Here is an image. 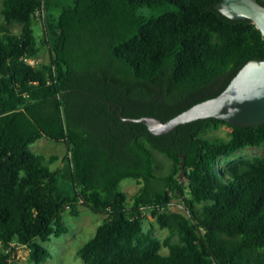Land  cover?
<instances>
[{
    "label": "trees",
    "instance_id": "trees-1",
    "mask_svg": "<svg viewBox=\"0 0 264 264\" xmlns=\"http://www.w3.org/2000/svg\"><path fill=\"white\" fill-rule=\"evenodd\" d=\"M52 1L0 0V264H15L12 242L36 264L50 258L43 242L68 231L62 214L79 203L104 214L76 250L83 264H264V155L239 153L264 148V123L205 117L154 134L118 114L169 119L216 96L264 59L261 32L219 0ZM41 8L51 55L36 65ZM220 125L228 137L204 135ZM41 136L66 144L67 168L29 149ZM126 178L140 183L131 195ZM176 194L184 211L169 208ZM144 210L163 239L144 229Z\"/></svg>",
    "mask_w": 264,
    "mask_h": 264
},
{
    "label": "rangeland",
    "instance_id": "rangeland-1",
    "mask_svg": "<svg viewBox=\"0 0 264 264\" xmlns=\"http://www.w3.org/2000/svg\"><path fill=\"white\" fill-rule=\"evenodd\" d=\"M53 6L58 7L61 4H70L72 0H53ZM151 9H142V12L149 13ZM35 36L37 39V44L39 46L38 54L34 59H32L33 64H39L41 62H48L50 59V49L47 44L43 43V29L41 19L35 18L33 25ZM14 31L18 30V26L13 27ZM229 127L225 125H220L218 128L208 129L204 135L209 137H228ZM29 149L34 153H41L45 156L55 155L56 159L48 164L50 169H55L56 167L64 166L67 168L66 157L68 156V150L66 144L63 142H56L49 140L48 138L41 136L33 141L29 145ZM242 155H264V148L259 146H250L239 151ZM158 169L161 173L167 171L169 166V159L163 154L155 153ZM182 177V176H181ZM60 185L62 188L66 187L65 179H60ZM140 183L131 178L123 179L120 182V188L125 191L128 195L134 193ZM183 195L176 194L172 197L169 208L171 210L184 211ZM144 219L143 226L144 229H152L154 236L159 239H163L167 233L165 228H160L155 222L154 217L148 210L143 211ZM63 222L68 226V231L59 237H52L49 241L43 242V245L49 249L51 257L46 261L39 264H83L82 259L76 254L78 247L88 240L93 234L99 223L102 222L104 214H94L85 205L79 203L77 204V212L73 213L69 208H66L62 214ZM166 248H162L161 252L166 253ZM11 261L15 264H36L34 261H30L28 254L20 251L19 257H10Z\"/></svg>",
    "mask_w": 264,
    "mask_h": 264
},
{
    "label": "water",
    "instance_id": "water-1",
    "mask_svg": "<svg viewBox=\"0 0 264 264\" xmlns=\"http://www.w3.org/2000/svg\"><path fill=\"white\" fill-rule=\"evenodd\" d=\"M215 8L232 19H250L264 37V5L257 0H219ZM144 123L154 134L175 130L179 124L205 117H216L232 125L264 123V59L248 60L216 96L199 101L169 119L154 115L124 117ZM184 157L182 155L181 167ZM183 171H181V174Z\"/></svg>",
    "mask_w": 264,
    "mask_h": 264
},
{
    "label": "built area",
    "instance_id": "built-area-1",
    "mask_svg": "<svg viewBox=\"0 0 264 264\" xmlns=\"http://www.w3.org/2000/svg\"><path fill=\"white\" fill-rule=\"evenodd\" d=\"M42 15H43V10L41 8L39 11H37L35 13V18L41 19ZM28 61L31 64H33L32 63V59H29ZM8 251H11V256L10 257H14V256L19 257L20 256V251H22L25 254H29L28 247L25 244H20V243H17V242H12L10 244V247L8 248Z\"/></svg>",
    "mask_w": 264,
    "mask_h": 264
}]
</instances>
